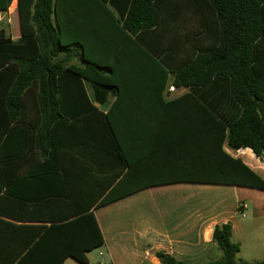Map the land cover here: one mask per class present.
Masks as SVG:
<instances>
[{
    "label": "trees",
    "instance_id": "1",
    "mask_svg": "<svg viewBox=\"0 0 264 264\" xmlns=\"http://www.w3.org/2000/svg\"><path fill=\"white\" fill-rule=\"evenodd\" d=\"M11 2L0 0V15ZM17 15V39L0 25L1 264H23L34 253L46 264L49 237L57 264L68 257L86 264L85 254L103 245L91 208L151 186L264 190L222 149L248 148L264 159V0H17ZM193 22L202 31L192 33ZM168 78L188 91L161 105L195 108L177 140L200 142L204 155L193 153L192 166L209 170L134 183L122 176L124 155L109 122L126 106L125 94L139 84L154 91L160 81L162 93ZM82 79L96 104L114 98L106 113L90 103ZM89 120L93 126L75 128ZM59 123L75 141L59 139ZM82 177L91 195L76 187ZM231 231L230 223L215 226L221 258L206 264H238ZM155 257L186 264L162 251Z\"/></svg>",
    "mask_w": 264,
    "mask_h": 264
},
{
    "label": "crops",
    "instance_id": "2",
    "mask_svg": "<svg viewBox=\"0 0 264 264\" xmlns=\"http://www.w3.org/2000/svg\"><path fill=\"white\" fill-rule=\"evenodd\" d=\"M10 8L12 12L17 11V0H12L8 13H11ZM4 15L6 14L0 15V21ZM190 27L192 33L202 31L195 22ZM171 83L172 79L168 78L162 93L157 90L162 85L161 81L154 91L147 90L139 84L137 90L133 89L130 94H125L126 106L121 114L114 113L109 122L112 134L116 141H119L124 155L122 176L127 175L134 183L175 176H203V172L209 170V167L204 168V165H198L197 168L192 166L193 153L204 155V150L199 149L200 142L177 140L179 124L186 125L192 120L191 115L195 108L165 109L161 105L162 102H171L188 91L176 89ZM82 84L90 103L97 111L106 113L114 98L109 99L105 106H100L93 101L90 83L82 79ZM66 126L59 123V132L62 131L59 139L63 142L75 141L76 137H66L64 129ZM75 126L86 128L93 126V123L89 120L76 123ZM47 145L49 141L46 139V147ZM222 149L264 181V159L256 157L248 148L235 151L224 144ZM109 156L105 158L107 161ZM199 170L202 171L201 174L198 173ZM206 173L205 175H208ZM76 181H78L76 187L81 190L80 192L91 195V191L88 194L90 183L83 177L82 181L81 179ZM48 190L50 184L46 178V192ZM159 190L172 194L181 193L185 199L176 202L161 199L145 203V194ZM194 194L199 196L196 198ZM90 198L87 197L84 201L87 202ZM90 212L103 238V245L95 250H98L99 256L106 258V264H160L155 257V252L158 251L186 264L217 261L221 258V252L212 242V232L216 225L225 223L232 226V242L240 245L236 256L244 254L247 239H253L255 236L254 239L260 245L255 246L254 251L264 250L262 247L264 237L263 241L261 239L262 234L264 236V190L261 189L190 182L159 184L102 207L93 206ZM49 225L46 223V227ZM50 238L46 243V264H57L60 251L50 248L53 245L50 244L53 243ZM93 251L85 254L86 264H92ZM245 252L249 257L251 251ZM44 256L42 253H34L31 259L23 264H44L39 259ZM2 261L0 253V264ZM103 263V260H99L96 264ZM62 264L82 263L68 257Z\"/></svg>",
    "mask_w": 264,
    "mask_h": 264
},
{
    "label": "rangeland",
    "instance_id": "3",
    "mask_svg": "<svg viewBox=\"0 0 264 264\" xmlns=\"http://www.w3.org/2000/svg\"><path fill=\"white\" fill-rule=\"evenodd\" d=\"M13 5V4H12ZM11 13H6V15L1 17L0 25L2 28L5 29L6 34L13 39L19 37V22H18V15L17 11L12 12V8H10ZM198 194H194V197H198ZM165 200L170 202L182 201L185 197L181 193H167L161 190L159 191H152L145 194V203H153L156 200ZM256 237V236H255ZM254 237V238H255ZM263 234H262V241H263ZM247 239V246L244 250V254L236 256L237 263H245V264H253L256 261L264 260V250L262 251H254L255 246H259L260 243L256 241V239ZM262 243V242H261ZM262 245V244H261ZM264 249V246H262ZM245 251H251L250 256L248 257ZM253 252L255 254L253 255ZM92 264H96L99 260H103V264H106V258L103 256L98 255V250H94L91 254Z\"/></svg>",
    "mask_w": 264,
    "mask_h": 264
},
{
    "label": "built area",
    "instance_id": "4",
    "mask_svg": "<svg viewBox=\"0 0 264 264\" xmlns=\"http://www.w3.org/2000/svg\"><path fill=\"white\" fill-rule=\"evenodd\" d=\"M16 10V9H15ZM171 89H173V88H171Z\"/></svg>",
    "mask_w": 264,
    "mask_h": 264
}]
</instances>
